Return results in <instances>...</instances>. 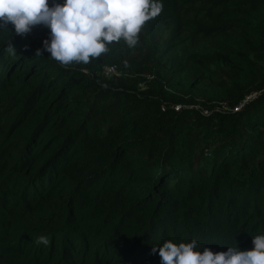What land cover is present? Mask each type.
<instances>
[{
	"label": "trees",
	"instance_id": "obj_1",
	"mask_svg": "<svg viewBox=\"0 0 264 264\" xmlns=\"http://www.w3.org/2000/svg\"><path fill=\"white\" fill-rule=\"evenodd\" d=\"M162 3L88 64L0 30V264H161L164 239L264 231V0Z\"/></svg>",
	"mask_w": 264,
	"mask_h": 264
},
{
	"label": "clouds",
	"instance_id": "obj_2",
	"mask_svg": "<svg viewBox=\"0 0 264 264\" xmlns=\"http://www.w3.org/2000/svg\"><path fill=\"white\" fill-rule=\"evenodd\" d=\"M162 9V0H0V30H9L10 24L24 35L42 25L49 30L42 42L48 56L63 65L88 64L107 53L110 44L137 45L142 26ZM36 55L42 56L41 49ZM36 242L48 244L45 236ZM251 243L243 250L225 244L226 250L213 252L201 251L204 243L196 239H164L152 251L161 264H264V231L251 236Z\"/></svg>",
	"mask_w": 264,
	"mask_h": 264
},
{
	"label": "built area",
	"instance_id": "obj_3",
	"mask_svg": "<svg viewBox=\"0 0 264 264\" xmlns=\"http://www.w3.org/2000/svg\"><path fill=\"white\" fill-rule=\"evenodd\" d=\"M103 74L108 76L111 74H115L116 73V68L114 66H106L103 68L102 70ZM250 98L247 97L246 100H249ZM175 109H178V107H176ZM239 109V107H237L235 110ZM206 111H203V114H206Z\"/></svg>",
	"mask_w": 264,
	"mask_h": 264
}]
</instances>
